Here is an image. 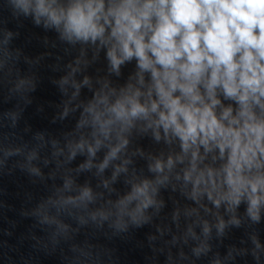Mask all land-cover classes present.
I'll return each mask as SVG.
<instances>
[{
    "label": "clouds",
    "instance_id": "9594fccd",
    "mask_svg": "<svg viewBox=\"0 0 264 264\" xmlns=\"http://www.w3.org/2000/svg\"><path fill=\"white\" fill-rule=\"evenodd\" d=\"M9 3L16 17L30 18L78 48L54 67L62 74L53 80L62 95L54 120L74 115V128L61 137L37 131L16 142L15 131L3 129H16L37 76L16 67L21 52L11 48L14 33L0 34V83L21 102L0 113V170L20 157L15 166L30 176L60 177L26 213L48 231L53 246L85 225L107 224L119 234L160 218L148 238L154 264H197L230 228L264 221V0ZM101 52L106 72L93 75L88 69ZM133 61L123 83L112 79ZM143 137L163 147L145 151L136 145ZM78 156L85 159L71 167ZM137 158L146 161V170L135 166ZM82 173L97 183H80ZM121 177L124 189L118 191ZM164 189L184 200L168 217H161ZM250 239L256 264H264V243L255 233ZM71 250L70 264H100L90 245ZM247 252L230 248L211 264H230Z\"/></svg>",
    "mask_w": 264,
    "mask_h": 264
},
{
    "label": "water",
    "instance_id": "95a60500",
    "mask_svg": "<svg viewBox=\"0 0 264 264\" xmlns=\"http://www.w3.org/2000/svg\"><path fill=\"white\" fill-rule=\"evenodd\" d=\"M6 30L14 33L11 48L21 52L16 67L21 73L34 72L37 76V87L30 93L31 102L24 105L18 97H9L10 85L6 82L0 83V113L15 109L18 103L23 107L16 129L6 128L3 132L15 131L16 142H19L20 137L23 141L30 140L37 131H46L52 136L61 137L63 133L74 128L76 116L70 115L63 121L54 120L59 111L58 106L62 102V95L53 83V80L62 73L54 71V67L57 64H66L78 54V48L70 49L68 45L59 41L54 31H46L35 26L30 18L16 17L9 0H0V34ZM25 57L36 63L30 65ZM106 65L104 53L101 52L100 58L89 67L88 72L95 75L100 70V74L103 75L106 72ZM134 65L133 61L123 68L122 77L112 79L123 83L129 73L134 71ZM82 95H89L86 88ZM26 128H30L31 131L26 132ZM136 145L143 147L145 151H158L163 147L155 144L150 137L138 138ZM19 159L20 157L10 158L6 167L0 170V264H70V259L74 255L71 250L73 244L92 246V251L100 257V264H154L152 246L148 238L155 233L160 218L152 224L139 228L131 227L127 232L119 234L114 233L107 224L103 227L85 225L80 227L70 240H61L59 244L53 246L48 231L26 213L49 194L54 183L59 184L62 181L59 176L55 180L52 178L40 180L30 176L15 166ZM84 159L85 157L78 156L71 167H76ZM135 166L146 170V161L137 158ZM52 168L54 164L45 168L44 172L48 173ZM106 175L110 176L111 170H108ZM78 180L80 183L88 180L93 185L97 183V179L91 173H82ZM114 187L118 191L124 189L123 177ZM161 195L167 203L161 217H168L177 201L184 203L179 193H173L170 189L162 190ZM243 213L242 205L240 214ZM73 227H76L74 222ZM253 233L264 243V221L259 224L245 221L239 228H230L222 240L213 239L212 253L197 264H211V258L215 254L224 256L230 248L248 249L246 254L237 255L230 264H256L251 254L253 245L250 236ZM160 260L162 261L163 257Z\"/></svg>",
    "mask_w": 264,
    "mask_h": 264
}]
</instances>
